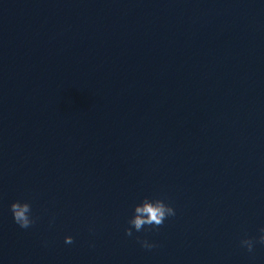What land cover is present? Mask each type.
I'll use <instances>...</instances> for the list:
<instances>
[{"label": "water", "instance_id": "obj_1", "mask_svg": "<svg viewBox=\"0 0 264 264\" xmlns=\"http://www.w3.org/2000/svg\"><path fill=\"white\" fill-rule=\"evenodd\" d=\"M260 226L264 0H0V264H264Z\"/></svg>", "mask_w": 264, "mask_h": 264}, {"label": "clouds", "instance_id": "obj_2", "mask_svg": "<svg viewBox=\"0 0 264 264\" xmlns=\"http://www.w3.org/2000/svg\"><path fill=\"white\" fill-rule=\"evenodd\" d=\"M9 209L12 215L13 221L20 228H28L36 221V217L33 215L31 205L26 200H13ZM175 215L173 206L166 202L164 198L144 197L140 203L135 205L133 214L128 218V227L124 229L125 234L132 236L134 232H140L146 230V226H152L153 228L160 226L164 221ZM258 237L255 239L245 237L240 240V245L251 252L255 242L264 245V226L258 228ZM64 242L69 244L72 242L73 237L70 235L64 236ZM140 246L144 249H152L156 245L154 242L148 239H138Z\"/></svg>", "mask_w": 264, "mask_h": 264}]
</instances>
